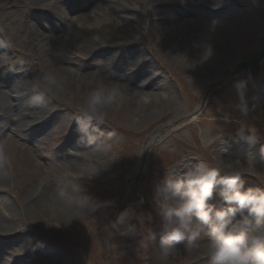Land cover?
I'll use <instances>...</instances> for the list:
<instances>
[{
    "label": "rangeland",
    "instance_id": "1",
    "mask_svg": "<svg viewBox=\"0 0 264 264\" xmlns=\"http://www.w3.org/2000/svg\"><path fill=\"white\" fill-rule=\"evenodd\" d=\"M230 1H226L228 6L225 7H230L227 12L232 14L238 10L245 24L236 25L238 34L229 46V56H224L219 68L205 77L199 74L191 76L183 66L172 63L164 47H158L151 39L147 27H143L144 31L143 28L141 31L136 28L127 30L125 40L120 35H117L120 39L109 35L110 38L99 44L94 43L95 48L89 55L79 51L89 43L77 37L70 52L76 63L71 64L73 68L76 66L78 69L77 66L81 65L83 72H86L83 66L85 69H102L112 76L117 74L120 80L141 71L140 62L145 60L153 66L147 68V75H161L170 81L175 103L163 110L165 113L170 109L167 119L132 123L129 117L113 109L105 108L99 114L89 112L86 115L84 101L87 96L81 95L79 86L73 88L68 97L57 92L59 96L53 103V113L37 118L39 122L33 130L25 129L26 133H19L25 141L19 149L25 147V151L34 154L44 169L50 170L24 167L14 162L12 153L8 152L6 156L3 147L0 148L2 165L7 169L4 180L8 187L3 198L0 197V225L6 229L3 231L5 234H0V264H206L204 256L186 248L187 240L177 242L174 245L176 251L166 261L161 258L160 241L164 232L156 215V195L168 177L192 169L199 163L211 166L219 150L224 152L222 158L227 156L264 172V103L257 92L264 82V59L258 74L234 76L241 62L261 52L264 0H232L234 4ZM84 3L79 6H84ZM126 3L128 8L133 7L134 11L140 12L136 0ZM166 4L172 6L176 3ZM147 10L150 14L151 8ZM149 14L143 15L145 25L159 18L153 12L150 17ZM86 15L88 10L74 9L69 17L72 23ZM28 16L29 11L24 12L23 18H16L9 9L0 10V43L3 47L0 55L4 56L0 60V73L3 79L7 75L19 83L21 79H34L46 72L47 63L39 54L34 40L45 39L46 29H56L57 18ZM30 27L38 31L33 39ZM179 34L174 42L175 48L182 41ZM218 42L222 47V41ZM201 46L198 42L197 47L187 53L196 56L201 52ZM215 46L222 53L221 48L217 44ZM15 65L19 66L18 69ZM116 67L119 70L123 68L121 73ZM241 81L243 100L236 88ZM242 103L246 111H241ZM191 113L193 115L188 119L192 117L195 120L180 121ZM0 125L3 127L1 122ZM240 126L258 138L255 144H249L236 135ZM7 134L4 127L0 139ZM26 134L30 135L29 140L24 138ZM153 138L158 140L153 141ZM78 144L90 156L80 155L81 152L75 148ZM67 153L74 154L76 158H87L86 163L94 171L88 174L81 169H70ZM251 170V167L247 169ZM44 173H54L57 180L66 178L73 185L82 186L100 206L92 212L69 203L74 217L61 221L56 218L61 211L59 205L46 199L44 202L47 203L36 201V196H33L35 193L40 196L42 188L50 181ZM242 181L245 190L264 188V175L258 179L245 174ZM73 185L67 191H71ZM219 188L218 185L209 200L217 208L221 204ZM29 198L31 202L27 203ZM7 200L13 203L14 208L10 209ZM129 207L135 211L130 221L135 224V231L122 235L123 228L113 229L111 224L120 212ZM205 237L202 234L194 243L207 244ZM39 251L46 254L41 255Z\"/></svg>",
    "mask_w": 264,
    "mask_h": 264
},
{
    "label": "bare ground",
    "instance_id": "2",
    "mask_svg": "<svg viewBox=\"0 0 264 264\" xmlns=\"http://www.w3.org/2000/svg\"><path fill=\"white\" fill-rule=\"evenodd\" d=\"M128 1L134 0H0V10L9 9V12L16 18H23L26 11H29L28 18H57V28L46 29L48 33L46 34V38H38V40L34 41H37L35 46H37L39 54L42 55L47 63L45 71H54L61 80L62 88L59 91H54L51 95L45 94L43 102L39 105H29L26 103L30 95L28 89L31 88L32 83L38 80L41 75L34 79H21V82L18 83L7 75L6 79H3L4 76L0 73V121L3 124V128L10 127L11 125L14 127V132H11L4 139L0 140V147H3L6 156L8 152L15 156V163L19 162L24 167H31L32 170L39 171L44 169L36 161L34 154H29L25 151V147L19 149L20 146L24 145L25 141L23 139L21 141L17 136L20 132L26 133L25 129L33 130L35 124L39 122L37 118L53 113L52 107H54L53 103L56 96H59L57 95L58 93H62L68 97L69 92L73 88L77 89L78 86L81 95L86 97L89 92L101 85H118L120 95L118 96L117 103L106 106L103 110L106 108L107 110L113 109L120 112L122 115L129 117L132 123H142L150 120L160 121L169 117L170 113L168 112L170 109L165 113L163 110L175 103L172 91L173 86L164 77H151L147 75V68L153 67L149 62L146 63L145 60H142L141 67L143 70L130 78L122 80H119L120 76L117 74L112 76L102 69H85L83 66L86 71L83 72L81 65L77 66L78 69H76V66L74 68L71 66V64H76L75 58L72 57L70 52L72 51L74 42L77 41V37L87 40L89 44L79 51L88 52L87 55H89L95 48L93 44H99L104 39L110 38L109 35L114 39H118L119 36L117 35H120V38L125 40V32L127 30L136 28L138 31H141V28L147 27L146 31L149 33L151 39L157 43L158 47H164L165 53L168 54L169 60L172 63L176 64L177 62V64L183 66L191 76L199 74L205 77L210 72L212 73L219 68L225 59L224 56H229L231 52L229 46L234 42L238 34L236 25L243 26L245 24L243 18H240L238 10H234L232 14L227 12L230 7L225 6H228L226 1L229 2V0H136L140 11L145 13L143 14L144 17H146L147 5H150L152 2L159 3L158 7H155L156 9L152 7V12L156 16H159V18H154L148 25H145L143 15L141 16L140 13H137L139 11H134L133 7L128 8L126 6V2ZM165 2L176 3L172 5L176 8L165 5ZM230 2L232 4L235 3L232 0ZM83 3L84 6H79ZM74 9L88 10V15L82 16L84 19L78 18L71 23L69 14L74 12ZM180 10L182 11L180 12ZM131 12H134V14L136 12L137 14L134 15ZM29 29L33 33L30 37L34 38L35 34L37 35V29L34 27H30ZM178 34L179 39L182 38V41L177 49L174 46V42ZM218 40L222 41V47H220ZM198 42L202 45L200 47L201 52L192 57L187 52L195 49ZM215 44H217L219 49L221 48L222 53L219 52ZM226 47L228 48L224 49ZM0 52H3L1 43ZM2 58L4 56L0 55V60ZM18 67L15 65L16 69ZM27 72L28 70L24 73V76ZM118 73H121V69ZM257 92L264 103V82ZM262 117L264 118V112H262ZM195 119L193 118L192 120ZM184 120H186L185 117L180 119L181 122ZM1 130L2 127H0ZM23 136L26 140H29V134ZM157 139L153 138V141ZM20 141L21 145H19ZM75 148L81 152L80 155L90 156L85 154L83 146L78 144ZM68 154H66V157L70 169H81L88 174L94 171V168L88 166L89 163H86L87 158H76L74 154ZM222 155H224V152L222 153L219 150V156ZM223 159L235 162V160H231L227 156H224ZM5 172L6 169L3 167L0 157L1 192L6 191L8 188L4 180ZM44 175H48L47 179L50 181L42 188L40 196H37L36 193L33 195L36 196V201L40 200L42 203H47L44 202V199H46L49 203L52 202L59 205L61 211L57 214L56 218H60L61 221L72 220L74 217L73 208L69 207V202L66 199H62L58 193L60 189L67 190L73 185V182L66 178L57 180V176L54 173H44ZM1 198L3 197L1 196ZM7 201L9 202L10 209L14 208L13 203L10 200ZM26 202L30 203L31 198L27 199ZM63 202L67 204L66 207ZM30 205L27 207H30ZM52 206L53 204L51 205V211L53 210ZM246 214L247 210H245ZM248 220V227H257L256 222L251 221V218ZM260 230L264 231V228ZM3 231H6V229H3V226L0 225V234H5ZM188 250L204 257L207 256V245L205 244H192L188 247ZM39 252L41 255L46 254L44 251Z\"/></svg>",
    "mask_w": 264,
    "mask_h": 264
},
{
    "label": "clouds",
    "instance_id": "3",
    "mask_svg": "<svg viewBox=\"0 0 264 264\" xmlns=\"http://www.w3.org/2000/svg\"><path fill=\"white\" fill-rule=\"evenodd\" d=\"M243 81L236 85L242 94ZM62 88L57 74L49 70L32 83L26 103L39 105L45 94L51 95ZM119 86L101 85L88 93L84 101L85 114H99L106 106L117 103ZM241 111H246L242 103ZM244 126L236 129V135L249 144H255L257 137ZM252 133V132H251ZM251 167V171L247 169ZM245 174L259 179L264 172L254 166H244L238 161H226L221 156L214 157L211 166L199 163L183 173L168 177L157 190L156 215L160 219L164 236L160 241L161 258L167 260L177 242L187 240V247L196 242L202 234L207 237L206 264H264V188H244L242 176ZM93 177H89L91 179ZM220 186L219 195L224 207L210 204L214 190ZM59 196L80 208L95 212L100 206L82 186L73 185L71 191L59 190ZM255 217L256 228L248 227L245 215ZM240 215L245 225L230 230L232 219ZM135 211L131 207L120 212L111 227L122 235L134 233L135 224L131 223ZM151 219V216L149 217Z\"/></svg>",
    "mask_w": 264,
    "mask_h": 264
},
{
    "label": "water",
    "instance_id": "4",
    "mask_svg": "<svg viewBox=\"0 0 264 264\" xmlns=\"http://www.w3.org/2000/svg\"><path fill=\"white\" fill-rule=\"evenodd\" d=\"M263 56L261 55V56H255V57H253L251 60H250V62H249V64L248 65H251V66H254V67H258V63H259V61L261 60V58H262Z\"/></svg>",
    "mask_w": 264,
    "mask_h": 264
}]
</instances>
